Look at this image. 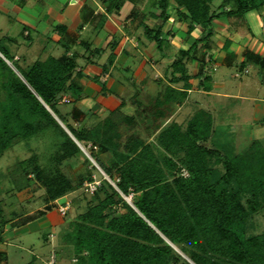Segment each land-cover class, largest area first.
Segmentation results:
<instances>
[{"label":"trees","instance_id":"1","mask_svg":"<svg viewBox=\"0 0 264 264\" xmlns=\"http://www.w3.org/2000/svg\"><path fill=\"white\" fill-rule=\"evenodd\" d=\"M116 1L118 6L122 0ZM212 2L153 0L161 22L154 27L143 24V32L158 49L168 40L170 32L164 33L162 26L171 15L186 23L187 33L196 25L202 32L191 39L186 50H178L165 69L168 81L181 82V86L167 84L152 108H139L144 117L152 114L159 119L169 102L183 100L192 77L198 78V88L209 90L211 76L205 73V67L210 60L205 51L211 48L214 18H238L264 6V0H221L215 6ZM129 14L132 16L133 11ZM0 52L12 60L20 74L0 56V155L16 140L51 125L62 136L57 143L60 151L70 154L78 150L50 112L64 120L57 104L61 96L66 93L76 99L82 95L75 79L79 73L75 71V59L49 56L22 66L2 46ZM190 59L198 63L195 74L188 73L186 61ZM134 120L135 115L118 109L89 128L67 125L78 141L91 140L96 145L93 149H110L117 161L113 183L100 178V184L89 195L92 202L66 221L60 240L72 247L75 260L80 264H172L182 259L175 246L194 264H264V232L245 233L247 209L240 202L243 195H249L248 206L253 207L256 199L264 205V146L253 141L242 152L227 156L207 145L213 133V116L204 108L197 109L184 125L176 121L161 127L156 124L151 129L157 132L156 142L140 138ZM122 122L134 125L123 138L118 131ZM93 149L90 155L104 169ZM214 164L220 167L214 168ZM180 166L187 176L179 174ZM90 167L95 168L91 162ZM41 174L38 170L36 175ZM121 194L137 196L132 197L130 205ZM43 212L38 210L23 219ZM36 260L33 255L23 264H37Z\"/></svg>","mask_w":264,"mask_h":264},{"label":"crops","instance_id":"2","mask_svg":"<svg viewBox=\"0 0 264 264\" xmlns=\"http://www.w3.org/2000/svg\"><path fill=\"white\" fill-rule=\"evenodd\" d=\"M116 4V0H0V46L13 60L27 66L49 56L75 59V71L79 73L74 74L82 95L75 99L64 93L61 98L68 101L60 99L57 103L59 110V105L72 103L70 110H60L68 121H74L72 114L76 113L83 115V121L100 119L118 109L130 114L134 105L141 107L146 101L145 83L153 80V74L166 85L181 86V82L170 83L164 71L178 50H186L191 39L200 35L201 27L196 25L187 33L185 22L169 16L162 31L169 30L170 34L158 49L143 32V24L154 27L161 22L153 0H122ZM13 22L19 25L15 33L8 28ZM212 26L211 48L205 51L210 60V66L205 67V73L211 76L210 88L200 91L215 99L211 103L218 112L229 111V99H234L232 108L236 99L237 109L246 105L249 117L240 121L242 127L259 130L264 138V6L238 18L220 15L213 19ZM34 44L37 51L31 52ZM0 56L20 76L12 60L1 52ZM186 66L188 73L197 72L196 60H187ZM234 78L239 80L235 82ZM188 81L191 87L186 97L199 91L197 77ZM4 180L7 186L0 185V194L6 192L5 199L0 195V264H16L18 250L29 251L27 238L45 234L53 242L52 232L63 220L56 208L24 220L44 205L36 209L18 207L27 198L18 197L9 175ZM40 252H31L28 260L23 252L19 257L25 263L34 255L37 264H47L49 256Z\"/></svg>","mask_w":264,"mask_h":264},{"label":"rangeland","instance_id":"3","mask_svg":"<svg viewBox=\"0 0 264 264\" xmlns=\"http://www.w3.org/2000/svg\"><path fill=\"white\" fill-rule=\"evenodd\" d=\"M220 1L221 0H213L212 5L215 6ZM18 26L19 25L14 22L13 24H8V28L13 33L16 32ZM37 48L36 44H34L31 52H36ZM207 66H210L209 62ZM161 71L162 69L159 68L160 73ZM167 73L169 74V69L167 70ZM164 77L167 78V74H164ZM152 78V81H146L145 83L147 89L144 95L146 100L143 104L144 107L151 106L152 108L153 99L156 96L161 95L166 87V83L165 81H162L161 77H155L153 74ZM233 80L237 82L239 79L234 78ZM198 90L199 91H194L192 94H189V97L187 94V97L185 96L184 99L179 102H169L167 111L159 119L155 118V116H151L152 114H149L148 117H144V112L139 111L140 106L134 105V111L132 110L133 112L130 114L135 115L134 121L135 123L138 122V124H136V131L138 132L139 137L144 140L146 139L148 142H156L155 137L157 132L151 131L156 124L161 127L167 125L171 121H176L179 124L184 125L186 120L197 109L204 108L210 111L213 116V133L207 141V145L218 148L227 156L242 152L253 141H257L261 146H264V138L259 136V130L256 131L247 126L242 127L240 123V121L248 119L249 117L246 105L244 106L241 104V108L237 109L238 101L236 99V102L233 103L235 106L232 108L231 103L234 99H229V104H227L229 106V111L227 113L218 112V109H216L211 103V101L215 102V99L213 97L211 98L210 95L201 92L200 88ZM71 104L72 103L70 102L59 105L60 110H70ZM179 105V108L176 107ZM175 108H177L176 111L174 110ZM52 115L55 121L74 141L79 149L73 150L70 154L60 151L58 149V140H60V137L62 136H60V131H58L54 125L48 126L46 129L38 131L26 139H18L11 145V147L7 148L0 155V185L7 186V181L4 179H7L8 175L12 178L13 188L16 189L15 192L18 197L22 200L27 198L26 202L17 204L18 207H30L36 209L38 206L44 205L42 209L38 208V210L45 211L51 208H56L57 210L56 203H54L53 200L60 195L61 197H58L57 200L62 201L64 198H69L73 200V204H71L65 214H61L57 210V213L63 222L61 225L56 226L52 232L53 236H55V241L51 242L50 240H47L45 234H38L35 237L31 236L27 238V242L30 243V246H28L29 251L27 253L26 251L18 250L16 264H22L24 262L19 257L20 252H23L28 260L31 256L30 253L32 252L34 254L37 250L38 252L41 250L40 253H43L46 258L49 256L47 262L51 258V260H53L51 264H80L75 260L76 255L73 253L72 247L68 243L61 242L60 240L61 235L67 228L66 221L73 218L77 213L85 210L88 203L92 202V197H89L90 193L85 191L84 188H79L78 183L82 180L81 183L83 184V182L89 180V178L100 180L102 177L113 183V179L117 176V161L110 149H93L91 140L86 142L78 141L67 128L68 124H71L74 128H80L81 126L89 128L90 126H93L98 119L83 121V115H80L79 117V115L75 116V114H72L74 121H68L67 119H60L54 113ZM147 123L149 125L148 127L145 126ZM133 127V124L127 125L124 122L120 123L118 131L122 134V138L127 132L130 133L129 131H131ZM90 149H93L95 153L99 155V160L104 169H102V167L98 165L90 155ZM90 162L95 168L90 167ZM218 166V164H214V168H218ZM38 170L42 171L41 176L36 175ZM179 174L184 177L188 175L183 166L179 167ZM13 188H11V191ZM5 193H1L0 195L4 197ZM121 196L131 205L132 197L136 198L137 195L121 194ZM18 197L16 196V199L19 202ZM125 197L129 199V202ZM247 197L251 198L249 195H243L240 199L243 208L247 209L245 233L251 235L264 232V205H262V202L259 199H256L252 201L253 207H250L248 206ZM9 198H12V195ZM118 208L119 207L117 206L115 212L118 211ZM173 247L175 252L182 259H178V261L172 264H186L185 262L194 264L182 250L178 247ZM50 250L52 251L49 254Z\"/></svg>","mask_w":264,"mask_h":264},{"label":"built area","instance_id":"4","mask_svg":"<svg viewBox=\"0 0 264 264\" xmlns=\"http://www.w3.org/2000/svg\"><path fill=\"white\" fill-rule=\"evenodd\" d=\"M61 101H68V99L66 97H62ZM93 148H95V146H93ZM84 149V148H83ZM85 151V150H84ZM86 152V151H85ZM88 156L90 157V155L88 154ZM91 158V157H90ZM92 159V158H91ZM92 161V160H91ZM94 162V161H93ZM95 164V162H94ZM100 184V180H97L96 178L90 179V180H86L83 182L82 184V188L85 189V191H87L88 193L92 194L96 188L98 187V185ZM58 198H56L54 200V203H56V207L57 210L61 213V214H65V212H67V210L70 208L71 206V199L69 198H64L62 201L57 200ZM52 256V255H51ZM53 262V260H50L47 262V264H51Z\"/></svg>","mask_w":264,"mask_h":264},{"label":"water","instance_id":"5","mask_svg":"<svg viewBox=\"0 0 264 264\" xmlns=\"http://www.w3.org/2000/svg\"><path fill=\"white\" fill-rule=\"evenodd\" d=\"M8 64H9V62H7ZM10 65V64H9ZM12 67V66H11ZM13 68V67H12ZM14 70V69H13ZM47 109H48V107H47ZM49 110V109H48ZM50 111V110H49ZM51 112V114H53L52 113V111H50ZM125 199L129 202V199L127 198V197H125Z\"/></svg>","mask_w":264,"mask_h":264}]
</instances>
